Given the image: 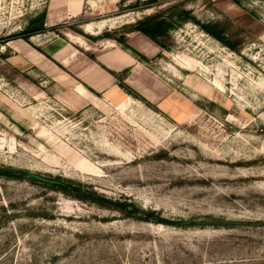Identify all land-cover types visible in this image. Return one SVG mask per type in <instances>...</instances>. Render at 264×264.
I'll use <instances>...</instances> for the list:
<instances>
[{
  "label": "rangeland",
  "instance_id": "rangeland-1",
  "mask_svg": "<svg viewBox=\"0 0 264 264\" xmlns=\"http://www.w3.org/2000/svg\"><path fill=\"white\" fill-rule=\"evenodd\" d=\"M113 2L0 0V137L17 143L0 168L64 183L0 170V264H264V0ZM146 15L162 46L128 32ZM50 38L115 43L153 100L128 70L78 93L46 59L9 66ZM219 220L240 224H197Z\"/></svg>",
  "mask_w": 264,
  "mask_h": 264
},
{
  "label": "crops",
  "instance_id": "crops-1",
  "mask_svg": "<svg viewBox=\"0 0 264 264\" xmlns=\"http://www.w3.org/2000/svg\"><path fill=\"white\" fill-rule=\"evenodd\" d=\"M80 1L82 2V11L86 4L92 8L89 0ZM115 2L116 0L112 4H115ZM105 6L106 4L102 7L105 8ZM69 11L70 15H72L71 10ZM82 26L81 28L84 30ZM93 28H96V25H93ZM76 40L83 41L78 36ZM30 42L32 43V41ZM85 43L91 47L86 48V45L71 39L50 38L44 41L42 45H36L40 47L42 51L40 54L44 59L34 54L31 50L33 48L30 49L28 46L20 44L18 50H13L7 56V61L10 67L28 71L46 59L60 70L54 71L55 77H53V80H57V78L67 79L70 86L79 83L75 87V91L78 93L81 90L85 92V89L90 93L106 92L110 87L117 85L118 75L128 70L127 76H123L122 81L141 93L137 85L143 86V82L142 78L136 75L138 67L132 54L126 52L115 43H108L101 38L96 39L93 45H89L86 41ZM130 81L134 83H130ZM143 87L147 88L146 86ZM147 90L149 95L143 96L148 100H153L154 94L149 88Z\"/></svg>",
  "mask_w": 264,
  "mask_h": 264
},
{
  "label": "trees",
  "instance_id": "trees-1",
  "mask_svg": "<svg viewBox=\"0 0 264 264\" xmlns=\"http://www.w3.org/2000/svg\"><path fill=\"white\" fill-rule=\"evenodd\" d=\"M154 16L153 15H146L143 16L140 19H137L133 24L130 25V30L128 32H133V31H138L141 32L142 34L146 35L148 38L151 40L155 41L158 43L155 37V32L154 30L159 29L161 27L160 23H154L153 22ZM42 28L40 27L39 30ZM118 41H122V39H118ZM161 45L160 43H158ZM162 46V45H161ZM5 172V171H4ZM6 174H9V172H5ZM22 175L26 176L24 173L20 172ZM28 177V176H26ZM29 178V177H28ZM31 179V178H30ZM54 186H61L64 188V183L63 185H54ZM141 213L143 214L144 218L146 219H151V220H156V221H161V222H167L165 219H158V217H151L154 213L151 211H144L141 210Z\"/></svg>",
  "mask_w": 264,
  "mask_h": 264
},
{
  "label": "water",
  "instance_id": "water-1",
  "mask_svg": "<svg viewBox=\"0 0 264 264\" xmlns=\"http://www.w3.org/2000/svg\"><path fill=\"white\" fill-rule=\"evenodd\" d=\"M0 170L9 172V173H15V172H22L29 178L45 183V184H50V185H63V182L58 179L50 178L47 177L43 174L36 173L33 171H30L29 169L26 168H14V167H2ZM182 224H189V221H182ZM198 225H239L240 221H235V220H219V221H197Z\"/></svg>",
  "mask_w": 264,
  "mask_h": 264
},
{
  "label": "bare ground",
  "instance_id": "bare-ground-1",
  "mask_svg": "<svg viewBox=\"0 0 264 264\" xmlns=\"http://www.w3.org/2000/svg\"><path fill=\"white\" fill-rule=\"evenodd\" d=\"M16 144H17V143H16V141H15L14 138H11L10 141H7V140L4 138V136H1V137H0V149H2L3 147L8 146V147L10 148V150H13V149H15Z\"/></svg>",
  "mask_w": 264,
  "mask_h": 264
}]
</instances>
